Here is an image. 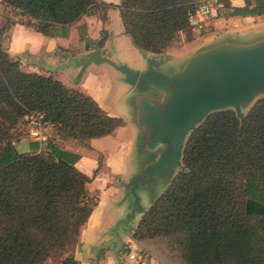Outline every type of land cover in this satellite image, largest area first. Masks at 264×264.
I'll use <instances>...</instances> for the list:
<instances>
[{"label": "trees", "instance_id": "1", "mask_svg": "<svg viewBox=\"0 0 264 264\" xmlns=\"http://www.w3.org/2000/svg\"><path fill=\"white\" fill-rule=\"evenodd\" d=\"M2 1L49 37L108 8L98 0ZM244 1L238 8L223 0V10L228 17L264 15V0ZM197 4L121 0L118 9L134 45L161 54L181 32L191 36ZM32 113L58 138L80 144L112 135L124 121L53 75L23 68L0 38V264H79L73 253L99 201L89 191L93 179L76 167L80 155L52 140L40 153L17 151L15 131ZM182 162L134 240L160 264H264V98L244 123L233 110L210 113L190 134Z\"/></svg>", "mask_w": 264, "mask_h": 264}, {"label": "crops", "instance_id": "2", "mask_svg": "<svg viewBox=\"0 0 264 264\" xmlns=\"http://www.w3.org/2000/svg\"><path fill=\"white\" fill-rule=\"evenodd\" d=\"M202 1L197 0L198 3ZM229 1L234 7L242 8L245 6L244 0ZM98 2L108 7L104 12L105 19L100 17L99 14L88 13L79 22L69 27L59 28L60 35L56 37H49L38 32L33 25L34 21H31L32 24L30 25L29 19L22 16L20 11L7 7L5 3H0V25L8 17H13L16 21L10 28L7 42L10 55L21 58L22 67L29 71L39 72L34 64L27 62V59L43 62L49 67L57 69L60 63L66 62L61 54L75 52L74 56H78L89 52L87 51L86 41L81 40L79 32V27L85 26L86 37L89 38L90 43L100 40L102 33L106 34V39L100 47L108 57L117 63L127 64L136 70H145L147 66L146 59L132 45L130 38L124 33L118 9L121 0H98ZM260 19L263 20L261 23H254ZM230 22L247 25L246 32L252 36L264 34V15L214 19L209 28L211 30L214 26V30L206 38H200L199 36L209 29L202 32H193L194 39L192 40H188L187 34L181 32L172 46L166 49L162 56L160 55L165 61L161 66L162 69L164 71L180 69L185 60L197 48L219 40L227 34L229 35L232 29L223 30L221 27ZM179 44L181 45L177 46ZM89 47L92 50L94 46ZM79 72V69L65 68L59 70L53 76L69 88L82 91L91 96L107 114L122 119L124 126L116 129L112 135L88 140L84 145H76L74 142L62 140L55 135L54 131L51 133V140L63 150L80 155L76 167L93 179V182L89 185L90 187L94 185L96 186L94 189L101 191L98 193V205L88 223L83 227L79 244L73 254L79 260V264H138L136 263L135 254L138 253L140 245L134 240L133 234L140 218L135 222V229L132 232H128L123 228L119 231L124 246L117 243L99 250L101 246L114 242L115 239L109 234V231L116 221L126 214V205H120L122 197L120 192L103 191V179L95 176L100 168V161H103L106 167L116 173L115 176L121 175L122 177L125 176L123 172L128 168L129 161H137L131 155L138 135V130L133 123L134 110L130 101L133 89L123 80L122 74L108 64H91L87 67L81 79H78ZM21 131L23 130L19 126L15 134ZM14 145L19 153H40L45 146L26 134L18 136L14 141ZM99 155L105 158L99 159Z\"/></svg>", "mask_w": 264, "mask_h": 264}, {"label": "water", "instance_id": "3", "mask_svg": "<svg viewBox=\"0 0 264 264\" xmlns=\"http://www.w3.org/2000/svg\"><path fill=\"white\" fill-rule=\"evenodd\" d=\"M104 40L83 55L61 54L66 62L59 66L60 70L79 69L78 79H81L91 64H108L133 89L130 101L138 135L131 155L137 161H129L128 173L122 180L128 182L122 183L124 189L118 191L122 196L120 205H126V214L109 231L114 242L99 250L117 243L124 246L119 231L123 228L132 232L140 218L138 228L144 215L184 170L186 142L210 113L233 110L244 123L257 100L264 98V34L252 36L245 32L236 37L230 32L197 48L180 69L168 71L161 67L165 63L161 58L164 52L143 51L130 38L146 59V69L141 71L104 54L100 47ZM135 169L138 172L131 175ZM164 179L162 193L152 195L153 187Z\"/></svg>", "mask_w": 264, "mask_h": 264}, {"label": "rangeland", "instance_id": "4", "mask_svg": "<svg viewBox=\"0 0 264 264\" xmlns=\"http://www.w3.org/2000/svg\"><path fill=\"white\" fill-rule=\"evenodd\" d=\"M0 3H4L2 0L0 1ZM102 5V3H101ZM93 14H99L100 17L104 18L105 19V14H104V10L100 7H97L95 8V10L92 12ZM217 18H228V13L226 11L223 10V8H220L218 10V14H217ZM263 20L260 19V20H256L254 23L255 24H259L261 23ZM16 23V21L13 19V17H8L6 21H4L1 25H0V38L2 39V44H3V47L4 49H6L8 51V47H7V42H8V37H9V31H10V28ZM253 23V24H254ZM32 23H30L31 25ZM34 25V23H33ZM223 30L224 29H232V32L233 34L236 36V37H240L241 34H244L248 27L247 25L245 24H241L239 22H236V23H228L224 26L221 27ZM214 30V26L211 28V30L209 29L208 31H205V32H202L201 35L199 36L200 38H206L208 37L210 34H212L211 32ZM79 32H80V36L82 34H84L83 38L81 37V40H85L86 41V46H87V51L91 52L92 50H90L89 46H95L97 45V43H99L102 39H106V34L105 33H102V38L98 41H96L95 43H90L89 42V38L86 37L87 35V32H86V27L85 26H80L79 27ZM191 36L188 38V40H192L194 39V34L193 32H191ZM177 44V43H176ZM181 44L177 45V46H180ZM94 48V47H93ZM81 50H83L81 48ZM64 51V50H62ZM70 55L74 56L75 52H71L69 53ZM15 58V57H14ZM21 60V58H19ZM27 62L28 63H32L34 64L37 68L36 70L41 72V73H46V74H55L57 73L60 68L59 66L63 63H60L59 66L57 67V70L56 69H53L52 67H49L48 65H46L45 63L43 62H37L35 60H30V59H27ZM71 77V75H70ZM69 77V78H70ZM150 97V95H149ZM20 127H21V124H20ZM55 133V131H54ZM22 134H26L25 131H21L19 133L16 134V138ZM51 140V138H50ZM71 142H74V141H71ZM76 143V145H84L85 143L83 144H80V143H77V142H74ZM102 158H105L104 156H100L99 155V159H102ZM100 168L98 170V172L96 173V177H99L100 179H103L102 180V183H103V188L102 190L103 191H114V192H117V191H122L124 188H123V184L122 183H126L128 182L127 180L125 181H122L123 180V177L121 175H118V176H115L117 175L116 173H113L111 171V169L109 167H106L103 163V161H100ZM127 171V168L126 170L123 172V175H127L128 171ZM138 172V169H135L134 171H132L131 175L135 174ZM126 177V176H125ZM158 181V180H157ZM163 184H165V179L163 180V182L158 181L156 183V185L153 187V190L151 192V194H161L162 191H163ZM96 186L94 185H91V187L89 186V190L91 191V195L95 198H98V193H100L101 191L100 190H96L94 189ZM94 189V190H93ZM74 251V250H73ZM135 257L137 259V262L138 264H160L158 263L155 259H152L151 258V253H150V250L147 251L146 248H142V247H139V250H138V253L135 254ZM49 264H54V262H50Z\"/></svg>", "mask_w": 264, "mask_h": 264}, {"label": "built area", "instance_id": "5", "mask_svg": "<svg viewBox=\"0 0 264 264\" xmlns=\"http://www.w3.org/2000/svg\"><path fill=\"white\" fill-rule=\"evenodd\" d=\"M223 8V0H203L197 4L194 11L189 14V28L191 32H202L211 27L213 20L217 17L218 10ZM29 137L45 145L51 138L54 126L44 119L40 113L28 115L21 124Z\"/></svg>", "mask_w": 264, "mask_h": 264}]
</instances>
